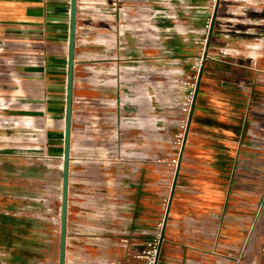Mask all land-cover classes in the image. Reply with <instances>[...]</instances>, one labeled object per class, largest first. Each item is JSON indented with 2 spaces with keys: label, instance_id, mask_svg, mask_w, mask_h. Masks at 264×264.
Segmentation results:
<instances>
[{
  "label": "crops",
  "instance_id": "crops-1",
  "mask_svg": "<svg viewBox=\"0 0 264 264\" xmlns=\"http://www.w3.org/2000/svg\"><path fill=\"white\" fill-rule=\"evenodd\" d=\"M210 1L77 0L65 264L144 248L171 180L159 264H264V0H218L204 72L223 98L194 106L176 169L129 140L146 8L179 53ZM69 29L70 0H0V264H59Z\"/></svg>",
  "mask_w": 264,
  "mask_h": 264
},
{
  "label": "rangeland",
  "instance_id": "rangeland-1",
  "mask_svg": "<svg viewBox=\"0 0 264 264\" xmlns=\"http://www.w3.org/2000/svg\"><path fill=\"white\" fill-rule=\"evenodd\" d=\"M149 2L150 0H146V4ZM148 17L149 10L146 8L145 74L142 73V63L135 62L134 119L129 123V128H133L134 134L129 136V140L133 141L136 152L148 153L150 161L161 159L160 162L168 164L173 157L171 153L179 151L174 140L182 129V120L187 119L182 108L190 94L189 84L194 80L195 71L192 68L196 61L194 56L197 58L201 48L195 42L184 43L176 39L180 43L179 53H176L170 40L158 38L160 33L149 27ZM208 59L209 57L204 60L197 82L194 105L187 123L180 158L191 143L192 134H197L196 132L199 131L194 106L200 104L201 99L210 101L223 98L222 91H214V87L210 85L211 82L219 83L218 79L209 78L207 72H204L209 65ZM112 76L117 75L112 73ZM111 109L114 110L113 105ZM110 115L113 116V112ZM122 130L126 134V128ZM120 131L118 122L113 121V118L110 120L104 117V134H120ZM137 156L138 154L136 159ZM162 213L159 206V218ZM164 243H166L165 238L163 246Z\"/></svg>",
  "mask_w": 264,
  "mask_h": 264
},
{
  "label": "built area",
  "instance_id": "built-area-1",
  "mask_svg": "<svg viewBox=\"0 0 264 264\" xmlns=\"http://www.w3.org/2000/svg\"><path fill=\"white\" fill-rule=\"evenodd\" d=\"M217 4H218V0L210 1V4L207 7L206 17L203 22V34L197 37L196 39H194V42L200 45L201 50L196 58L194 65L192 66V68L195 71L194 80L191 81L189 84L190 94L187 96L186 100L184 101L182 108L184 113L187 115V119L186 121L185 119L182 120L183 121L181 126L182 129L178 134H176L174 140V143L179 150L177 156L172 158L171 160V163L174 164L175 169L179 164L181 149L183 147L185 140L187 123L190 118L194 105V99L197 90V82L199 79V75L201 73L204 60L209 57L208 43L210 41ZM173 174H175V171ZM169 183H170V189L166 193V195L162 198L161 201V209L163 213L157 222L155 233L148 238L145 247L135 251L131 257L115 258L110 262V264H159L161 250L164 241V226L170 206V199H171L170 192H171L172 180ZM238 262L239 260H237L236 263H232V264H238Z\"/></svg>",
  "mask_w": 264,
  "mask_h": 264
},
{
  "label": "water",
  "instance_id": "water-1",
  "mask_svg": "<svg viewBox=\"0 0 264 264\" xmlns=\"http://www.w3.org/2000/svg\"><path fill=\"white\" fill-rule=\"evenodd\" d=\"M76 16H77V0H70L69 57H68V75H67V93H66L67 96H66V114H65V141H64V154H63L62 201H61V216H60L61 225H60L59 264H65V252H66Z\"/></svg>",
  "mask_w": 264,
  "mask_h": 264
}]
</instances>
